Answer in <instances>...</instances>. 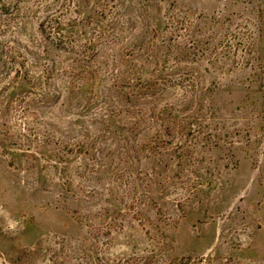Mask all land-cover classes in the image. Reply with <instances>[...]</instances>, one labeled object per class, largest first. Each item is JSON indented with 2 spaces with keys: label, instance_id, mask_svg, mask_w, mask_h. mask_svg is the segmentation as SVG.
Segmentation results:
<instances>
[{
  "label": "rangeland",
  "instance_id": "374dc122",
  "mask_svg": "<svg viewBox=\"0 0 264 264\" xmlns=\"http://www.w3.org/2000/svg\"><path fill=\"white\" fill-rule=\"evenodd\" d=\"M263 67L261 0H0V264H264Z\"/></svg>",
  "mask_w": 264,
  "mask_h": 264
},
{
  "label": "trees",
  "instance_id": "16d2710c",
  "mask_svg": "<svg viewBox=\"0 0 264 264\" xmlns=\"http://www.w3.org/2000/svg\"><path fill=\"white\" fill-rule=\"evenodd\" d=\"M261 1H264V0H261ZM222 43H223V41L220 44H222ZM238 46H240V43L235 45V47H236L235 50L238 48ZM245 48H246L245 52H247L249 54L252 51L253 47L252 46H249V47L245 46ZM259 66H262V65L260 64ZM263 179H264V177H263ZM263 186H264V183H263ZM202 261H203L202 259L197 260V259H192L190 257H182L179 259H172V260L168 261L166 264H203ZM146 264H154V263H153L152 259H149V260H147Z\"/></svg>",
  "mask_w": 264,
  "mask_h": 264
}]
</instances>
